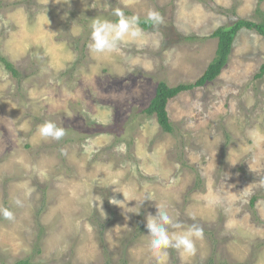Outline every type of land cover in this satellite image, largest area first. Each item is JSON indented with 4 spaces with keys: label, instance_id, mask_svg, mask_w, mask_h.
<instances>
[{
    "label": "rangeland",
    "instance_id": "obj_1",
    "mask_svg": "<svg viewBox=\"0 0 264 264\" xmlns=\"http://www.w3.org/2000/svg\"><path fill=\"white\" fill-rule=\"evenodd\" d=\"M115 8L163 23L95 56L89 25ZM259 12L264 0H0V54L20 72L0 61V207L14 213L0 264H157V203L203 229L194 255L168 249L165 264H264V37L243 28L221 74L169 102L174 132L144 113L160 81L204 74L213 32ZM45 121L65 137L41 138Z\"/></svg>",
    "mask_w": 264,
    "mask_h": 264
},
{
    "label": "clouds",
    "instance_id": "obj_2",
    "mask_svg": "<svg viewBox=\"0 0 264 264\" xmlns=\"http://www.w3.org/2000/svg\"><path fill=\"white\" fill-rule=\"evenodd\" d=\"M112 16L115 19L96 17L89 25L90 38L87 47L90 53L95 56L118 54L123 45L129 43L139 45L145 35L140 26L141 19L138 15L128 16L121 8H115L112 11ZM144 23L158 28L163 23V17L158 11L149 10L144 17ZM37 132L41 138L55 141L62 140L66 135V130L57 126L53 121H45L38 127ZM82 147L85 152L89 151L87 144ZM113 190L122 192L119 188ZM148 199L150 200L151 197L149 196ZM112 201L118 200L112 199ZM14 203L16 206H23V202L19 198ZM209 203H214V201H209ZM156 208L155 215L149 214L146 217L145 227L150 237L149 249L157 260V264H165L168 249L175 250L182 260L185 256L194 255L196 252L195 241L203 238V229L197 224H192L184 229L182 222L174 220L163 204L157 203ZM0 217L5 220H13L14 213L8 207H0ZM169 229L177 231L170 232Z\"/></svg>",
    "mask_w": 264,
    "mask_h": 264
},
{
    "label": "trees",
    "instance_id": "obj_3",
    "mask_svg": "<svg viewBox=\"0 0 264 264\" xmlns=\"http://www.w3.org/2000/svg\"><path fill=\"white\" fill-rule=\"evenodd\" d=\"M261 15L260 21H253L238 17L235 22L227 26L219 27L213 32L212 37L218 39V46L216 56L209 64L204 74L194 83H181L176 86H171L165 81H160L157 85L156 94L151 99L150 103L144 109V113L149 116H155L163 131L172 133L174 132V124L171 122L168 104L175 97L186 91H191L197 87H203L208 82L215 80L226 66L230 53L232 51L233 43L238 33L243 29L255 30L259 35L264 37V13L259 12ZM141 19V27L148 29L152 25L144 23V17ZM0 61L5 64L13 76L18 77L20 72L15 68L14 64L6 57L0 54ZM264 75V64L260 67L256 77ZM13 264H32L29 259H20ZM206 264H214V258L210 257Z\"/></svg>",
    "mask_w": 264,
    "mask_h": 264
}]
</instances>
